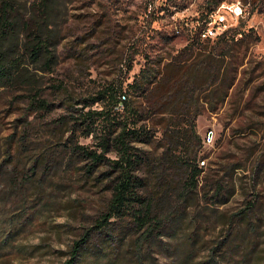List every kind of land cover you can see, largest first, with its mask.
<instances>
[{
	"label": "rangeland",
	"instance_id": "obj_1",
	"mask_svg": "<svg viewBox=\"0 0 264 264\" xmlns=\"http://www.w3.org/2000/svg\"><path fill=\"white\" fill-rule=\"evenodd\" d=\"M13 2L25 17L37 12L38 0ZM238 3L241 15L223 11L227 27L251 36L238 51L226 53L216 77L203 71L204 51L182 57L184 76L200 86H192L181 104L173 97L163 114L147 121L155 131L149 145H140L149 160L138 174L149 190L163 184L166 194L158 208L163 224L124 229L111 219L101 231L92 229L109 201L110 179L95 182L77 170L66 146L71 131L68 125L56 129L57 119L100 108L99 103L84 107L79 99L109 80L131 81L147 59L177 54L187 43L186 28L200 26L220 4ZM48 26L57 40L56 64L47 73L36 70V78L46 88L51 110L28 112L19 93L0 87V162L8 153L15 155V143L7 148L12 135L22 137L19 166L43 155L47 163L39 174L49 184V205L36 207L14 239L6 240L9 216L17 212L10 201L25 198L28 204L35 193L22 183L11 194L0 193V264H63L87 230L78 264H257L264 249V0H55ZM174 30L180 34L164 44V35ZM52 83L63 90L54 91ZM223 89L224 100L209 107V96L212 105ZM160 118L163 122L157 123ZM77 142L96 144L92 137L80 136ZM187 166L199 170L192 190L183 185ZM5 183L9 180L0 179V190ZM247 206L251 225L233 229L236 220L232 225L230 218ZM235 229L237 238L228 243ZM244 235L256 244L245 246Z\"/></svg>",
	"mask_w": 264,
	"mask_h": 264
},
{
	"label": "trees",
	"instance_id": "obj_2",
	"mask_svg": "<svg viewBox=\"0 0 264 264\" xmlns=\"http://www.w3.org/2000/svg\"><path fill=\"white\" fill-rule=\"evenodd\" d=\"M54 1L38 0L36 5H33L37 12L28 18L19 13L13 0H0V87L19 93L22 97L20 102L25 103L28 112L42 113L51 110L46 88L37 80L36 70L47 73L52 71L56 64L57 55L54 48L57 40H54L55 35L51 33L48 26ZM214 10L209 13V16ZM208 21L209 19L205 20L195 29H185L187 43L177 54L170 55L169 52V58L164 56L159 59H147L131 81L109 80L94 94L79 99L84 107L99 103L100 108L80 110L77 115L69 114L68 117L66 115L57 119L56 129L68 125L71 131L66 146L70 161L72 160L77 166V170H82L86 179L91 177L95 182L101 181L100 178L110 179L109 201L92 229L98 228L101 231L106 224L112 222L111 219L118 221L124 229L128 227L141 229L150 225L163 224L164 218L158 214V208L166 194L165 189L162 188L163 184L156 183L155 190H149L147 180L138 174L139 171L144 170V166L148 165L149 160V156L140 145H149L151 134L155 131L154 127L148 126L147 121L153 116L163 114L173 97L177 102L181 100L179 102L181 104L192 86L198 85L194 77L191 79L190 76H184L182 57H190L193 51H204L205 55L200 60V63L204 64L203 71L208 78L216 77L226 53L238 51L245 37L251 36L249 33L228 28L211 42L210 38L201 37ZM174 31L177 33L164 35V44L167 45L180 34L179 30ZM254 37L256 39V36ZM30 67H33L35 71ZM131 67V64L127 63V72L131 70ZM225 77L222 78L221 85L225 82ZM233 79V75L228 78L227 87L232 84ZM62 86L52 83L50 88L59 91L63 90ZM225 94L226 89L220 90L215 97L216 102L212 105V95L209 96V100L205 96V102L207 100L209 107L215 108L224 100ZM66 107L72 108L73 105H66ZM159 121L163 122V118H160L157 123ZM163 133H166L165 129ZM80 136L92 137L96 144L93 147L79 144L77 137ZM21 140V136L16 139L12 135L7 142V148L11 143H15V155L8 153L0 162V179L9 180L0 193L11 194L22 183L21 186L26 188L30 184L28 188H33L35 194L28 204H25V198L22 202L19 198L10 201L17 212L9 216L8 230L5 231L6 240L14 239L24 226L23 220L28 222L32 219L36 207L44 208L49 205V193L46 188L49 184L44 185L39 174L42 166L47 163V159L43 158V155L35 156L33 159L29 157L22 166H19L17 160L21 152ZM111 152L114 153V157H107L106 154ZM8 167L11 168L8 169ZM186 171L189 175L183 185L186 190H192L196 187L199 170L197 166H187ZM20 178L23 179L22 182L18 181ZM36 181L37 183H34ZM166 185L169 186V184ZM219 188L221 189L220 186ZM160 190L164 191L162 196L158 194ZM250 208L247 206L230 218L231 224L234 223V219L236 220V224H232L233 229L240 227V223L251 225V221L248 220ZM245 230H248L247 226ZM88 231L75 242L70 251V257L63 264L79 263L83 255V246L88 241ZM238 231L235 229L229 234L228 243L237 238ZM245 238L244 235L242 239L245 241V246L256 244L253 238L249 236ZM194 241L195 239L192 238V243ZM241 247L243 248V245ZM259 251L261 255L258 257L257 264H264V249ZM190 256L191 254L188 255Z\"/></svg>",
	"mask_w": 264,
	"mask_h": 264
},
{
	"label": "built area",
	"instance_id": "obj_3",
	"mask_svg": "<svg viewBox=\"0 0 264 264\" xmlns=\"http://www.w3.org/2000/svg\"><path fill=\"white\" fill-rule=\"evenodd\" d=\"M232 6H234L235 9H232ZM224 9H227L229 11V14L231 16H239L241 15V6L238 4H230V5H224L220 4L209 16V21L207 22L204 30L201 33L202 38H210L213 39L223 33L226 29L229 27L227 24V18L224 14Z\"/></svg>",
	"mask_w": 264,
	"mask_h": 264
}]
</instances>
